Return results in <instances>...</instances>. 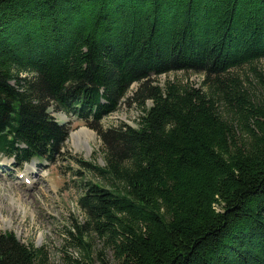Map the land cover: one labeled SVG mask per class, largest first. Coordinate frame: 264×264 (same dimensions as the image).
Masks as SVG:
<instances>
[{
  "label": "trees",
  "instance_id": "1",
  "mask_svg": "<svg viewBox=\"0 0 264 264\" xmlns=\"http://www.w3.org/2000/svg\"><path fill=\"white\" fill-rule=\"evenodd\" d=\"M259 59L264 0H0V154L50 161L53 111L81 119L104 164L78 205L117 264H264V104L230 73ZM172 71L200 85L153 83ZM124 99L136 125L103 127ZM44 257L0 229V264Z\"/></svg>",
  "mask_w": 264,
  "mask_h": 264
},
{
  "label": "rangeland",
  "instance_id": "2",
  "mask_svg": "<svg viewBox=\"0 0 264 264\" xmlns=\"http://www.w3.org/2000/svg\"><path fill=\"white\" fill-rule=\"evenodd\" d=\"M240 77L243 87L253 93V99L264 104V59L251 65L232 69ZM153 83L164 86L166 82L190 83L199 86L201 76L187 71H172L152 77ZM138 84H133L131 96ZM58 120L68 127V136L60 152L50 161L33 159L22 164L19 160L0 154V229L13 231L26 244L42 249L45 264H83L84 252L77 240L75 226L84 225L83 240L94 252L102 250L106 264H117L111 248H103V240L86 225L87 216L78 205L85 180L101 181L86 162L103 165V145L96 131L81 119L53 111ZM141 108L136 102L124 99L118 109L101 120L103 127L117 126L121 122L136 125ZM87 129L86 144L77 145L74 131ZM86 146V147H84ZM30 170H29V169ZM28 169L31 172H27ZM28 176L29 184L18 175ZM73 232V235L69 233ZM94 264L99 261L93 254Z\"/></svg>",
  "mask_w": 264,
  "mask_h": 264
},
{
  "label": "bare ground",
  "instance_id": "3",
  "mask_svg": "<svg viewBox=\"0 0 264 264\" xmlns=\"http://www.w3.org/2000/svg\"><path fill=\"white\" fill-rule=\"evenodd\" d=\"M89 134L87 129H81L80 131H74V133H72L73 137H75L77 139V145H81V144H86L87 146H89L88 144V140H87V135ZM86 147V146H84ZM29 169V168H28ZM28 169H26L27 172H31Z\"/></svg>",
  "mask_w": 264,
  "mask_h": 264
}]
</instances>
